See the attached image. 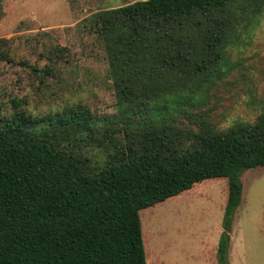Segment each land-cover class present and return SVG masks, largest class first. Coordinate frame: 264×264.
I'll use <instances>...</instances> for the list:
<instances>
[{
    "label": "trees",
    "instance_id": "1",
    "mask_svg": "<svg viewBox=\"0 0 264 264\" xmlns=\"http://www.w3.org/2000/svg\"><path fill=\"white\" fill-rule=\"evenodd\" d=\"M263 19L264 0H144L93 14L85 28L102 46L117 112L33 116L16 98L0 103V264H147L139 212L214 178L228 183L216 260L230 264L240 176L264 167V114L224 132L178 124L236 69L232 51ZM47 55L53 65L66 56ZM0 63L54 69L16 62L5 38ZM88 148L105 161L91 164Z\"/></svg>",
    "mask_w": 264,
    "mask_h": 264
},
{
    "label": "rangeland",
    "instance_id": "2",
    "mask_svg": "<svg viewBox=\"0 0 264 264\" xmlns=\"http://www.w3.org/2000/svg\"><path fill=\"white\" fill-rule=\"evenodd\" d=\"M132 1L0 0V39L10 40L13 59L54 68L50 77L0 63V103L16 98L33 116L80 105L99 119L114 117L116 99L103 49L85 26L93 14ZM56 47L64 48L66 56L53 65L47 53ZM231 57L236 69L217 81L189 119L180 117L178 127L198 133L204 123L224 132L237 123L254 124L264 114V19L250 45L233 50ZM192 142L189 138L181 146ZM84 154L91 164L105 161L99 149ZM240 180L242 200L229 234V263L264 264V167L244 171ZM227 194L226 178L208 179L141 210L147 264H217Z\"/></svg>",
    "mask_w": 264,
    "mask_h": 264
},
{
    "label": "crops",
    "instance_id": "3",
    "mask_svg": "<svg viewBox=\"0 0 264 264\" xmlns=\"http://www.w3.org/2000/svg\"><path fill=\"white\" fill-rule=\"evenodd\" d=\"M133 2H135L134 0L131 2V3H133ZM130 4V3H129ZM127 5V4H126Z\"/></svg>",
    "mask_w": 264,
    "mask_h": 264
}]
</instances>
